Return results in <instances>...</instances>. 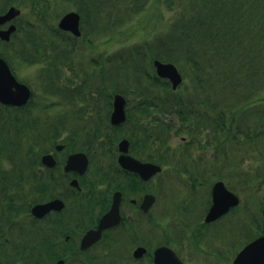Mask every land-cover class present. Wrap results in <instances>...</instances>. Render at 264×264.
<instances>
[{
    "label": "flooded vegetation",
    "instance_id": "obj_1",
    "mask_svg": "<svg viewBox=\"0 0 264 264\" xmlns=\"http://www.w3.org/2000/svg\"><path fill=\"white\" fill-rule=\"evenodd\" d=\"M109 145L105 143L110 157L99 152L102 146L97 145L93 176L66 171L67 159L59 155L57 163L45 170L36 151L26 150L14 182L8 186L0 182V264H57L61 259L64 264H151L156 248L164 244L174 247L190 264H209L211 258L215 262L229 254V236L217 224L223 218L206 221L212 205L208 194L199 193L197 199L178 194L169 199L165 176L144 179L136 170L121 166L114 144ZM135 152L139 157L131 154L148 161L146 145H138ZM190 177L203 181L208 174ZM76 180L78 185L72 186ZM90 186L93 196L88 198L86 187ZM5 188L12 194L8 200ZM151 193L155 196L152 202ZM42 195L45 201L63 200L65 207L42 217L34 215L33 206L45 202L39 201ZM113 206L119 207L121 220L105 228L100 241L82 249L85 232L98 228ZM238 233L246 234L244 222ZM121 240L126 244L123 250L118 247Z\"/></svg>",
    "mask_w": 264,
    "mask_h": 264
},
{
    "label": "rangeland",
    "instance_id": "obj_2",
    "mask_svg": "<svg viewBox=\"0 0 264 264\" xmlns=\"http://www.w3.org/2000/svg\"><path fill=\"white\" fill-rule=\"evenodd\" d=\"M129 1V0H128ZM127 0H105L104 4L105 6L101 8L100 13L98 14L99 18V27L104 26L105 24H109L107 33L97 35L95 34L94 40L97 41L96 43V49L95 48V42L93 45L89 46L87 41L82 39L81 37L79 39H76L75 43L77 46L82 48V51L77 49L76 51L78 53H74L75 55V62L78 64V67L73 68L72 70L69 68L70 66H66V64H60L59 70H60V76L58 77V83H61L63 80L69 78L73 80L74 86L76 84L77 77L80 75L82 77L85 76H92L93 72L96 69V73L100 76V70L101 68L98 66L96 67V63L92 62L89 58H94V54L97 57V62L102 61V58H107L111 54L116 53L119 49L126 48L128 46L141 43L145 39L154 40L155 37H164L165 39L172 37L173 35V28L171 25L169 26V23L171 20L170 17L173 15L172 12H168L167 9V2L166 0H147V5L144 8L143 11L138 13L133 21L129 23L130 21L127 18L126 15V6L128 5ZM75 6L68 4L62 5L59 10L56 12V14H50L48 17L47 23L41 24L38 21V18L33 12L31 11L32 7L28 0H24V4L21 6L23 13L20 17H23V23L25 24L27 21L36 23L37 31H41L45 28H48V31L51 33V27L55 24H58V21L62 15H64L66 12L70 10H74ZM168 10V11H167ZM110 14V16H108ZM134 16V15H133ZM132 16V17H133ZM18 18V19H19ZM260 18V16H258ZM127 20V21H126ZM129 24H127V23ZM258 23V21H257ZM127 24V25H126ZM131 27L130 31L123 32L124 29H127ZM53 28V27H52ZM119 28H122V30L119 31ZM254 28V27H253ZM180 32V31H179ZM178 32V33H179ZM17 38L12 41L11 45H4L0 43V52H4L7 55L11 56L14 60V62L17 64V66L14 64V70L20 80L28 82L32 87H36V91L39 93H43V87L44 84L41 81V77L45 78V76L40 75L43 68L42 65L44 64H34L30 65L28 63H25L20 58V52L15 47H21V41L25 38V31L21 30L20 32L16 33ZM93 35V34H92ZM110 35L112 36L110 38ZM52 35H50L51 37ZM58 41V49L54 50L53 53H56V51H60L63 48H67L68 46L71 47V45L63 42L59 37H55ZM260 42H264L263 40ZM169 44H171L169 42ZM205 51V47H202ZM231 49V48H230ZM94 50V53H93ZM255 55H257L260 52H262V49L258 46V49L254 50ZM218 60V58H216ZM223 62H218L213 59H211V56L206 53H202L201 61L205 65L212 66L217 68L220 72L226 75V78L224 79V83L228 84H234V85H241L247 84L248 78L246 76H242L241 74H238L233 71H237L236 68L231 67L229 64V61L225 62L224 59L221 57ZM21 63V64H20ZM20 64V66H19ZM19 66V67H18ZM130 71H132V68H129ZM150 70L153 73L154 69L152 66H150ZM264 70V68H263ZM99 80V78H97ZM245 79V80H244ZM47 81V79H46ZM115 82V81H113ZM72 83V82H71ZM47 84V83H46ZM49 86V85H47ZM90 88L87 89V94H91V83L89 82ZM105 92H110V87H106ZM244 87H238L241 95L247 94L248 96H251L249 98H246L242 100L241 102H237L234 100L235 107L239 109V111L235 112V125L240 123L241 128L245 129V127H248L249 135H254L256 131V116L257 114L261 113L260 107H255L258 104H264V74L259 78L258 81L254 83L253 86L249 85L247 89H242ZM134 89H136L134 87ZM100 95V94H98ZM139 96L138 92L131 93L129 95V98L131 100V106L136 104L137 97ZM91 96H97V95H91ZM261 97L262 101H261ZM52 100H58L57 96L52 95ZM63 97L60 99L62 100ZM215 101H219L221 104H224L227 102L228 104L233 103V96H229V94L224 96V94L221 92L217 97L214 98ZM42 101L40 97L36 98V101ZM221 104L219 106H221ZM59 110L61 107H56ZM54 108V109H56ZM255 111V113L252 111ZM46 116V114H43ZM231 118L233 115L232 113L228 114ZM172 120L175 121L176 126L178 127L180 125L179 120L175 117ZM182 126V125H180ZM261 130H257V136L262 135L259 133L260 131L264 130V127L261 126V122H259V128ZM211 129H204L203 132L200 135H205V139L202 141L203 144L208 143L209 141H212L213 143L216 141L212 137V130ZM239 138H243L246 136L245 132H236ZM219 136L225 137V132L220 131ZM0 142L3 144V146H6L9 139L14 138V135H12V132L8 133H2L1 134ZM185 137V139L183 138ZM184 140L186 141H192V139L188 136L187 132H183L180 135H173L172 140L170 137V145L173 148H177L179 146H182L184 143ZM220 140V139H219ZM254 140V139H253ZM243 142V140H241ZM255 142L249 143L247 140H245V143L237 144L235 145L236 150L238 153H240V157L238 158V154H236V151L231 152L230 158H235L232 160V162H240L242 164L243 172H244V182L237 188L239 195L242 198L241 206L238 208L237 212L243 210L244 208L249 207L250 210L253 212V214H263V204L262 201L264 200V136L258 137ZM229 142V141H228ZM24 143V142H23ZM25 144V143H24ZM232 146V145H231ZM199 143L193 142V145L190 147L193 151V156L198 157L200 155H203L205 159L211 163L212 161V153L214 152V148L212 146H209L208 148H198ZM229 151H232V148L227 146L226 147ZM225 153V148L223 149ZM6 154H9L11 152V149L8 148L6 151ZM195 152V154H194ZM224 153L220 154V157L224 159ZM206 154V155H204ZM243 156V157H242ZM242 157V158H241ZM5 162V161H3ZM229 163V162H228ZM8 166V165H6ZM204 166H206L204 164ZM172 170L171 167H167V173H169ZM259 171V172H258ZM259 173V177H256L255 175ZM175 186H179L177 183H173ZM168 192V190H166ZM245 210V209H244ZM240 214H236L232 217L234 220H238ZM247 228V227H246ZM239 229V228H238ZM238 231V230H237ZM252 232L254 233L255 230L253 229ZM251 232V233H252ZM256 233V232H255ZM247 232L245 235L239 234L238 232H235L233 241H229V238L227 240L228 243V249L229 251L237 248L238 251L239 248L243 245H245L248 242ZM226 243V244H227ZM118 247L123 250L126 247L125 241L121 240L118 244ZM209 264H218L217 261H213V258H211V261Z\"/></svg>",
    "mask_w": 264,
    "mask_h": 264
},
{
    "label": "trees",
    "instance_id": "obj_3",
    "mask_svg": "<svg viewBox=\"0 0 264 264\" xmlns=\"http://www.w3.org/2000/svg\"><path fill=\"white\" fill-rule=\"evenodd\" d=\"M64 1L75 3L76 9L82 14L83 22L85 23H90L92 18L99 14L101 8L105 6V0ZM256 1L261 3L260 0ZM9 2H13V0H0V11L6 9ZM166 2L169 10L177 12L178 17L173 22L172 27L180 29V34H176L174 38L169 37L166 42L158 44L157 48L149 44L136 45L133 46L131 50H128L126 54L119 52L117 58L121 59V62L118 64V67H125V65H127L126 57L130 55L137 56L139 60H143L149 55L151 59L154 57L175 62L183 59L185 62L198 64L199 60H197L198 52L196 51V47H205L208 49L207 51H218L219 47H221V51L223 52H221V54L226 55L228 44L235 40L234 37L230 39L231 35H235V32H247L244 28V24L248 26V21L245 19V15L247 14V8L244 4L245 1L201 0L202 4H198V0H166ZM30 3L35 8L36 14H42L44 16L52 7L50 0H30ZM146 4L147 0L129 1L126 6V15L132 11L140 10ZM39 11H43V13ZM261 29H264L263 23L260 26V30ZM29 35L33 42L38 43L43 40L40 39V36L34 31H30ZM169 42L171 44H169ZM201 51L207 52L203 48H201ZM252 62L254 65L251 66L256 67L257 58L253 57ZM134 67L138 68L137 65H134ZM196 68L197 67H194V69ZM139 70L147 75L148 78L151 77L143 66L139 67ZM256 70L258 71L257 74H260L261 69L257 68ZM152 79L156 82L159 81L157 78ZM194 82L196 85L194 88L203 84L202 79L193 81V83ZM118 91L124 92L121 87H118ZM181 102H183V100H181ZM142 104L144 106L146 105L147 109L152 102L145 100ZM182 105V109L178 110V112L183 119H187L193 114L194 108L185 105V103Z\"/></svg>",
    "mask_w": 264,
    "mask_h": 264
},
{
    "label": "water",
    "instance_id": "obj_4",
    "mask_svg": "<svg viewBox=\"0 0 264 264\" xmlns=\"http://www.w3.org/2000/svg\"><path fill=\"white\" fill-rule=\"evenodd\" d=\"M20 13L16 8H11L8 13L5 15H0V24L12 19ZM79 15L75 12H72L66 15L62 22L61 26L65 28L73 29L77 34H80L79 31ZM15 25H12L9 30L1 31L0 35L4 39H9L11 33L15 30ZM156 66L158 72L163 76H168L173 80L174 87L182 81V77L178 72L177 68L173 64H164L160 61H156ZM30 97V90L26 85L20 84L16 78L11 73V70L8 64L0 58V100L7 103H16L23 104L28 101ZM125 99L117 95L116 97V109L113 115L115 122H120L125 119V110H124ZM156 172V168H152L148 175H151ZM232 195V196H230ZM225 203L226 208L231 204L237 202L236 197L230 193L224 186L223 183H219L216 189V205L211 212L209 219H212L217 216L218 212H221L220 200L225 198L228 200ZM224 207V206H223ZM223 210V209H222ZM91 234H88L89 236ZM94 236L87 238L86 243L91 242ZM155 264H182L180 260L174 255L172 251L168 248H160L157 251V256ZM236 264H264V237L256 240L255 242L248 245L237 257Z\"/></svg>",
    "mask_w": 264,
    "mask_h": 264
}]
</instances>
